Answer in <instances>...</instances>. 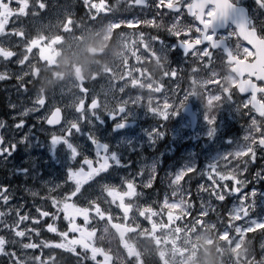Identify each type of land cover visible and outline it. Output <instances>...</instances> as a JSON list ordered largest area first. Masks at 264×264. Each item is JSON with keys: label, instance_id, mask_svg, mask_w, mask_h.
Wrapping results in <instances>:
<instances>
[{"label": "rangeland", "instance_id": "obj_1", "mask_svg": "<svg viewBox=\"0 0 264 264\" xmlns=\"http://www.w3.org/2000/svg\"><path fill=\"white\" fill-rule=\"evenodd\" d=\"M42 2L46 4V7L39 9L38 5L34 6V0H29V15L23 17L22 21H17L14 17L11 18L9 24L6 25V32H11L13 27L19 28L22 26L27 32L28 39L35 38L38 34L45 36L61 35L65 43L54 45L59 50L55 56L54 63L43 65L44 62L39 59L38 47L33 48L32 53H26V44L20 38H13L12 41H9L6 37H0V45L10 47L11 50L16 52V55L8 61L0 58V72L7 71L10 74L9 79L0 81V121L5 123V127L0 129V135L4 136L6 140L10 136L13 140H19L23 134L27 137V143H18L16 152L7 162L0 161V169L6 168L9 172L28 169L25 177L36 180L42 187L48 185L50 188H55L51 196L63 199V196L68 195L75 187L73 181H67L69 171L78 168L83 157L95 158L97 150L88 141L89 134H91L100 145L107 146V151L114 155L115 160L119 161V164L113 162L110 167L111 177L107 183L115 185L118 190L124 191L126 190V185L123 181L135 177L136 191L142 195L131 199L125 198V203L131 202L140 207L151 206L155 211L160 212L165 196H167L169 202L179 199V195L172 196L173 189L169 187V177L185 167H195L204 172L208 165L221 155L228 151H234L242 145L251 120L249 116H244V113H242L243 109L240 106L231 110L229 103H222L215 111V130L210 136V126L204 119L206 111L204 101L198 96L189 97L184 106L187 104L192 105L193 110L199 116L195 138H192L188 118L181 114L182 108H179L176 114L170 115L165 121L148 111L147 108L149 99L152 100L153 106L159 103L162 107L165 95L169 97L170 103L175 102L178 104L185 93L191 90L193 80L201 83L207 81V83H202V88L198 84V91L203 90L209 95L219 94L218 87L213 85L212 77L213 71L221 74L222 66L219 60L214 58V67L209 66L212 67V71H209L196 57H184L181 51L178 50L175 54L169 56V73L173 69L177 71V75L172 77L170 75L164 76L163 71L157 69L153 61L146 60L143 56H141L140 61H137L131 55V51L128 52L127 67L120 66L119 61L113 63L109 59L112 43L115 41L119 44V41L101 24L113 19L131 20L129 16L133 14L137 15L135 18L150 15L149 20L154 19L157 23L162 21L164 23L163 29H167L171 27L172 18L167 15L168 10L165 8L159 10L160 13H164L162 17L158 14L156 4L159 0H147L149 6L145 10V7H142L143 9L137 8V6L129 7L127 0H116L112 1V3L105 2L111 11L101 12L99 15H96L94 9L90 13L89 9L84 5V0H42ZM91 2L99 3V0H91ZM11 6L13 8L17 7L16 0H12ZM81 9H83L82 14L79 11ZM33 11L36 13L35 15H32ZM92 15H96L95 21L91 19ZM185 17L186 15L183 13L180 17L181 23H186L189 20L188 18L186 20ZM69 18L74 21V25L71 26V32H65L63 24ZM85 27L91 29L84 32L79 40L73 41V36H80L81 29ZM150 28L152 27L143 24L134 29H129L122 25V29L117 31L135 33L142 30L146 36L159 35L161 39H166V43H171V40L175 42L177 39L169 35L167 30L152 32ZM131 43L132 41L130 40L129 44L131 45ZM132 50L135 49L133 48ZM142 50L141 46V50L137 52V55H141ZM23 54L29 56V61H26L24 65H20L17 61L22 58ZM98 55L101 56L99 59L95 57ZM29 62L40 66L39 82L36 88L33 87L32 82L36 78L24 77V80L28 81L25 85L28 90L25 91L24 88L20 87V81L16 77L17 75H23L24 71H29ZM206 63L207 61L204 62V64ZM112 64H114L113 72L103 73L104 67ZM134 68L146 69L148 74L152 75L153 81H155L153 89L161 87V93H156L147 87L141 89L138 85L133 87L126 73ZM193 69H197V71L193 72ZM132 74L134 78L145 84L152 82L147 81L140 72L133 71ZM94 75L98 76L92 79ZM219 78V76L216 77V79ZM80 81H84L83 87L88 89L86 94L80 93L77 89ZM121 87L125 88L123 93L120 91ZM60 88H64L63 92H61ZM54 89H58L55 99L53 100L51 94H49L44 108H41L40 111H29L26 116L21 115L25 109L34 107V100L38 90L50 93ZM173 92L176 95H173ZM74 95H79L84 99L85 108L89 112L91 111L90 105L93 98L97 100L98 105L107 104L110 108L118 107L120 101L126 100L130 96L133 98L139 96L141 104L130 108L124 128H116V122L107 113H103L102 108L99 121L89 118V122L85 121L82 123L80 134L74 136L70 141L78 148L79 152L78 156L73 158L71 150L63 141L57 145L51 144L52 132L60 134L61 125L49 128L46 126L43 117L51 115L54 105L62 109V125L65 117L74 118L76 113L74 109L69 107L73 102ZM12 105H15V107H11ZM257 119L259 120V117ZM20 120L25 121L24 129L19 133L11 131ZM138 122H149L150 124L148 125L150 126H141L138 125ZM159 122L162 123L159 124ZM238 122L241 123L242 133L247 130L246 133L242 134L241 138H239L237 130L230 128H238ZM154 129H161L163 135L155 136L153 134ZM144 150L148 154L153 152V155L139 154ZM32 166L34 169L29 171ZM38 168L42 172L40 177L36 175ZM85 171L87 172L88 169L85 168ZM257 172H264V161L257 160L255 165H250L249 172L244 175L252 182L242 191L250 192L255 189L258 193H264V179H257ZM140 173L143 174L142 178L144 181H147L153 174L156 175L151 188L143 187L141 177L138 176ZM23 175V173L21 175L19 173L20 178ZM3 179H0V185L9 186L10 194L13 197L10 204L12 206L23 205L24 212L31 210V214L36 216L35 207L37 206L26 202L22 195L15 198V194L18 192L17 187L13 184H8ZM92 183L93 181L85 183L82 186V191ZM201 184L210 188L207 175H201L199 171L189 173L180 181L179 190L183 194L185 201L191 205V214L176 221L172 227H184L189 221L199 217L202 203L207 205L210 199L215 211H210L209 215L202 219L209 223H216L218 229L227 224L229 211L239 203L238 199L227 197L224 202L216 201L215 198H210L207 192L199 191V185ZM56 185L60 187H55ZM94 187L95 196H101L99 202L102 210H106L108 214L112 215V223H131V220L135 218L141 229H150L152 227L151 223L138 215L136 207L129 213V221H123V212L117 207L119 201L112 203L111 197H107L106 202L103 199L106 193L102 194L100 192L99 185ZM21 188L25 193L31 192V188L27 185H23ZM45 190L48 192L47 188ZM95 196L92 199H95ZM68 202L76 203L78 207L87 206L84 201L79 200L77 197H72ZM223 205L226 207L225 211ZM38 207L41 206L38 205ZM50 210L56 212V209L51 208V201ZM0 211H6L2 201H0ZM167 211V209H164L162 216L153 217V220L159 222L163 219L167 222ZM60 214L63 213H57V215ZM173 214H179L178 210H174ZM255 215L264 216V212H261L258 207ZM218 216L222 217L219 221ZM89 221V229L95 226L99 227L96 228V246L109 251L117 261V264H128L130 259L128 258L129 251L136 257L133 264H198L201 253L208 247L217 244H219V247H216V252L222 264H237V254L242 246L240 243L229 245L220 240L215 232L197 228L194 231L181 233L175 246L158 243L155 237H142L138 233H125V239L131 245V248L125 249L121 243L120 232L113 228L111 224H107L106 221L99 220L95 216L94 211L90 213ZM220 221L223 222V225ZM75 223L81 227L85 226L81 216L76 217ZM236 223L243 222L238 221ZM31 225V220H29L21 224L20 227L21 229H24L25 226L31 228ZM132 226L134 227L135 225ZM105 228L107 229L106 231L104 230ZM113 232L119 244L111 248L109 243L112 244V242L109 236ZM71 234L73 235L72 239L79 236V233ZM0 235H5L6 239L12 238V234L6 229L0 228ZM247 238L251 241L250 253L252 251L255 260L259 262L264 259V250L261 248V245L264 244V235L260 234V230H257L256 233H248ZM31 239V235H26L23 238V243H29ZM32 242H36V240ZM15 246H17V256L21 258L25 257V255L28 256L27 250H23L21 255L19 251L20 244L9 246L7 250L15 251L13 249ZM97 259L102 261L103 257L98 256ZM87 261L88 264L95 263L90 258Z\"/></svg>", "mask_w": 264, "mask_h": 264}, {"label": "snow or ice", "instance_id": "obj_2", "mask_svg": "<svg viewBox=\"0 0 264 264\" xmlns=\"http://www.w3.org/2000/svg\"><path fill=\"white\" fill-rule=\"evenodd\" d=\"M127 2L129 7L147 6V0H127ZM11 4L12 0H0V37H6L9 41H12L13 38H20L26 44V53H32L33 48L38 47L39 59L44 62L43 65L53 64L55 56L59 52L54 45L64 44V38L61 35L45 36L38 34L35 38L28 39L27 32L22 26L19 28L13 27L11 32H6V25L9 24L11 18L14 17L15 20L22 21L23 17L29 15V0H16V8H13ZM35 5H38L39 9L46 7V4L42 0H34ZM84 5L89 9L90 13L94 9L96 15H99L101 12L111 11L106 5L105 0H99V3L84 0ZM185 7L187 14L191 16L192 20L181 23L180 17ZM161 8L168 10L167 15L172 18L171 27L167 28V32L169 35L177 38L173 43H166L159 35L146 36L142 30L135 33L122 30L117 31L122 29V25L129 29H134L141 24L159 30L164 27L162 21L157 23L154 19L148 20L143 18L131 20L113 19L101 24L119 41L121 51L118 53V61L120 62V66L127 67L129 51H131V55L137 61H140L141 56H143L146 60L153 61L156 68L163 71L164 76L170 75L172 77L177 75V71L173 69L169 73V56L175 54L178 50H182L184 57H188L189 55L196 57L209 71H212V67L209 66L214 67V58L219 60L226 72L223 75L215 71L212 72L213 81L217 84L219 94L209 95L203 90L198 91V84L202 88V83H207V81L201 83L193 80L191 90L185 93L183 99L178 104L175 102L170 103L169 97L165 95L162 107L159 103L153 106L152 100L149 99L147 108L148 111L165 121L170 115L176 114L178 109L184 106L189 97L198 96L204 101L206 106L204 119L210 126L209 135L211 136L215 130L216 109L225 101L233 100L234 96L245 94L248 98L243 100L240 107L249 116L251 123L242 145L234 151H228L221 155L209 164L204 172L195 167H185L175 175L169 177V187L173 189L172 196L179 195V199L169 202V199L165 196L161 210L157 212L151 206L140 207L131 202L125 203V198L131 199L142 195L136 191L135 177L123 181L126 185V190L124 191L118 190L115 185L107 183L111 177L110 167L113 162L119 164V161L115 160L114 155L107 151V146L100 145L89 134L88 141L91 146L96 148V155L94 159L87 156L83 157L79 167L69 171L67 181H73L75 187L68 195H64L63 199H57L51 196L55 188H50L48 185L45 186L48 189L49 195L42 199L45 202L50 200L51 208L56 209V212L43 210L42 207H35L36 216L31 214V210L24 212L23 205L12 206L10 204L13 197L10 194L9 186L0 185V201H2L3 207L6 208V211H0V228L6 229L12 234L11 239H6L5 235H0V255L8 258V264H61V261L52 255H49L47 259H44L40 255L21 258L17 256L16 251L7 250L9 246L17 244H20L23 250L48 248L51 252L55 249H63L77 257V264H81V261H87L89 258L95 264H117V261L109 251L96 246L97 229L95 227L89 229L88 227L90 222L89 216L92 211L95 212V216L99 220L106 221L107 224H111L113 228L120 232L121 243L125 249L131 248L128 240L125 239V233H138L142 237H155L158 243L172 244L173 246L176 245L181 233L194 231L197 228L215 232L220 240L229 245L247 243L251 246V241L247 238L248 233H256L257 230H260V234L264 235V216L255 215L258 207L261 212H264V193H258L255 189H252L250 192L242 191L252 182L244 175L249 172L250 165H255L257 160L264 161V19L259 18L264 17V0H254L251 11L249 8L243 6V0H159L156 4V9L162 17L164 13L159 12ZM35 14L33 11L32 15ZM96 15L91 16L93 21L96 20ZM185 19L187 20V17ZM72 25H74V21L70 18L67 19L66 23L63 24L64 31L71 32ZM90 29L86 27L82 28L80 36H73L72 40H79L83 33ZM182 34L183 38H181ZM194 35L195 39H193ZM233 37H235V41H233ZM130 40L132 41L131 45L129 44ZM141 46L143 49L141 55H137V52L141 50ZM133 48L135 50H132ZM15 55L16 52L11 50L10 47L0 45V58L8 61ZM26 61H29V56L23 54L22 58L17 62L20 65H24ZM205 61H207L206 64H204ZM113 66L114 64L106 65L103 73L113 72ZM133 71L140 72L147 81L152 82L145 84L139 81L133 77ZM196 71L197 69H193V72ZM39 72L40 66L29 62V71H24L23 75H17L16 77L20 81V87L27 91L28 89L25 85L28 81H25L24 77H30L36 78L32 82L33 87L37 88ZM126 75L130 78L133 87L138 85L141 89L147 87L156 93H161V87L153 89L155 81H153L152 75L148 74L146 69L134 68L128 71ZM96 76L94 75L92 79H95ZM217 76L220 78L216 79ZM9 78L10 74L7 71L0 72V81ZM83 83L84 81H80L77 89L80 93L86 94L88 89L83 87ZM63 89L60 88L61 92H63ZM57 90L54 89L50 93L38 90L34 100V107L32 109H25L21 115L26 116L29 111H40L41 108L45 107L49 94H51L53 100L55 99ZM120 91L123 93L125 88L121 87ZM173 95H176V93L173 92ZM139 104H141L139 96L135 98L130 96L128 99L120 101L118 107L112 108L107 104L103 106L98 105L97 100L93 98L90 105L91 111L89 112L85 108L84 99L79 95H74L73 102L69 106L76 113L74 118L65 117L64 124L61 125L62 109L53 105L54 110L51 111V115L43 117V120L47 125H61L60 134L52 132L51 144L57 145L63 141L71 150V156L76 158L79 154L78 148L70 141L74 136L80 134L82 123L85 121L89 122V118L99 121L100 110L102 108L103 113H107L116 122V128H124L130 108ZM11 107L14 108L15 105ZM253 112L258 113L259 120L253 115ZM100 122L102 123V121ZM24 126L25 121L20 120L11 131L19 133L24 129ZM4 127L5 123L0 121V129ZM153 134L155 136H162L163 132L161 129H154ZM18 143L26 144L27 137L23 134L19 140H13L11 136L6 140L4 136L0 135V161L7 162L16 152ZM85 168L88 169L87 172ZM197 171L201 175L206 174L207 180L210 182V188L201 184L199 185V191L207 192L210 198H215L219 202H224L227 197H235L239 201L229 211L227 224L223 225V222L220 221L223 225L221 229L217 228L216 223H209L202 219L203 217H207L210 211H215V208L211 205V199L207 205L202 203L199 217L194 218L193 221H189L184 227H172L176 221L191 214V205L185 201L183 194L179 190V184L186 175L196 173ZM18 172L27 175L28 169H19ZM138 176L141 177V184L145 188H151L156 178V175L153 174L147 181H144L142 173L138 174ZM256 178L264 179V172H257ZM88 181H93V183L89 184L88 188L82 191V186ZM95 185L100 186L102 194L106 193V196L103 197L106 202L107 197H111L112 203L119 201L117 207L123 212V221H129V213L136 207L138 215L151 223L152 227L150 229H141L140 225L136 223L135 218L131 220V223H112V215L101 208L99 202L101 196H95ZM55 187L60 186L56 185ZM38 194L36 191H31V195L34 197ZM93 196H95V199H92ZM72 197H77L79 200L84 201L87 206L78 207L76 203H69L68 201ZM164 209L168 210L167 222L163 219L159 222L154 221L153 217L162 216ZM174 210H178L179 214L174 215ZM60 212L63 213V219L68 221L67 231H58L55 226V221L59 219L57 213ZM77 216L83 217L84 227L75 223ZM48 217H51L53 222L47 223L44 221L47 231L56 233L61 238V242L48 243L42 241L40 244L35 242L23 243V238L26 235H30L33 232L36 236L41 234L39 228L42 220ZM29 220H31L34 227L28 228L25 226L24 229H21L20 225ZM238 221H242L243 223H236ZM132 225L135 226L133 227ZM138 229L139 231H137ZM104 230L106 231L107 229L105 228ZM69 232L79 233V236L69 240ZM78 248L82 249V251H78ZM261 248L264 250V244L261 245ZM98 256H102L103 260H98ZM128 258H130L128 264H133L136 260L131 251L128 253ZM248 264H264V259L257 262L251 251Z\"/></svg>", "mask_w": 264, "mask_h": 264}, {"label": "clouds", "instance_id": "obj_3", "mask_svg": "<svg viewBox=\"0 0 264 264\" xmlns=\"http://www.w3.org/2000/svg\"><path fill=\"white\" fill-rule=\"evenodd\" d=\"M121 51L120 44L115 41L111 45V53L109 59L114 63L118 61V53ZM98 76V75H97ZM216 247H219V244L208 247L204 250L198 260V264H222L220 257L216 252ZM250 256V245L245 243L242 244L240 252L237 254V264H248V258Z\"/></svg>", "mask_w": 264, "mask_h": 264}, {"label": "flooded vegetation", "instance_id": "obj_4", "mask_svg": "<svg viewBox=\"0 0 264 264\" xmlns=\"http://www.w3.org/2000/svg\"><path fill=\"white\" fill-rule=\"evenodd\" d=\"M253 4H254V0H243V6L249 8L250 11H251V8H252ZM183 13H185L186 17L189 16V15L187 14V9H186V7H185ZM189 17H190V19H192L191 16H189ZM259 18H260V19H264V17H259ZM193 38L195 39V35L193 36ZM233 41H235V37H233ZM221 69L224 70L222 67H221ZM225 73H226V72H225ZM234 98H236V100H238L239 103L242 104V103H243V100H246L248 97H247L245 94H238V95L234 96ZM258 98H259V96H258Z\"/></svg>", "mask_w": 264, "mask_h": 264}, {"label": "trees", "instance_id": "obj_5", "mask_svg": "<svg viewBox=\"0 0 264 264\" xmlns=\"http://www.w3.org/2000/svg\"><path fill=\"white\" fill-rule=\"evenodd\" d=\"M42 235H43L44 237H50V235H49L46 231H43Z\"/></svg>", "mask_w": 264, "mask_h": 264}]
</instances>
